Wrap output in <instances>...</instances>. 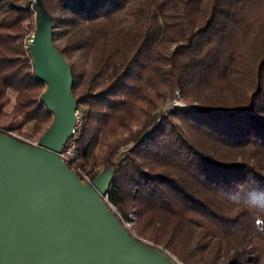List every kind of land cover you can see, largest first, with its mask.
<instances>
[{"label": "trees", "instance_id": "obj_1", "mask_svg": "<svg viewBox=\"0 0 264 264\" xmlns=\"http://www.w3.org/2000/svg\"><path fill=\"white\" fill-rule=\"evenodd\" d=\"M42 1L82 111L76 166L113 168L107 204L183 264H264V0ZM35 26L31 0H0V130L28 136L53 119Z\"/></svg>", "mask_w": 264, "mask_h": 264}, {"label": "water", "instance_id": "obj_2", "mask_svg": "<svg viewBox=\"0 0 264 264\" xmlns=\"http://www.w3.org/2000/svg\"><path fill=\"white\" fill-rule=\"evenodd\" d=\"M34 9L28 48L53 119L36 146L0 130V264H180L131 234L107 204L113 168L84 183L59 157L73 135L77 99L43 1Z\"/></svg>", "mask_w": 264, "mask_h": 264}, {"label": "built area", "instance_id": "obj_3", "mask_svg": "<svg viewBox=\"0 0 264 264\" xmlns=\"http://www.w3.org/2000/svg\"><path fill=\"white\" fill-rule=\"evenodd\" d=\"M33 33H31L25 40L26 44L29 45L30 41L32 40ZM76 115V122L75 126L73 129V135L71 138L68 139V141L65 143L63 146L61 152L59 153V157L67 164V166L73 170L80 178V180L84 183L91 182L92 178L89 173L83 171L79 166H76L77 162V156H76V146L75 142L73 141V137L79 132V129L81 127L82 121H83V116H82V111L80 109H76L75 112ZM2 131V130H1ZM5 132V131H4ZM14 137H16L19 140H22L26 143H29L31 145L36 146L38 144L39 139L35 140H29L25 139L24 137H20L19 135L14 134L13 132H6ZM111 207V205H110ZM112 208V207H111ZM120 220V219H119ZM123 226L129 230V232L133 235H135L131 230H130V224L124 222L122 219L120 221Z\"/></svg>", "mask_w": 264, "mask_h": 264}, {"label": "rangeland", "instance_id": "obj_4", "mask_svg": "<svg viewBox=\"0 0 264 264\" xmlns=\"http://www.w3.org/2000/svg\"><path fill=\"white\" fill-rule=\"evenodd\" d=\"M34 1L35 0H31V2H33L34 3ZM34 33V32H33ZM173 105H177V106H184V107H187L188 108V105L186 104V103H184L182 100H181V98H180V95H179V92L177 91L176 92V94H175V97H174V99L171 101V102H169V105H167V106H170V107H173ZM10 110V106H8L7 107V111H9ZM3 121H1L0 120V123H2ZM30 128H31V125L30 124H28L26 127H25V130L26 131H30ZM14 134H16V135H19L20 137H24L25 139H29V140H35V139H39L40 137H41V135H39V134H35V135H24L23 134V132H22V134L20 133V132H13ZM126 149V147H122L121 148V151H124ZM104 169V168H103ZM112 207V206H111ZM112 209L114 210V212H115V209L112 207ZM116 213V215L118 216V218L120 219V221H121V216L117 213V212H115ZM123 220V219H122ZM124 222H126V223H129L130 224V230L135 234V236H137L136 235V231H135V225H134V222H135V219H134V216L132 215V214H130V219L129 220H123ZM137 237H139V238H141V239H143L144 241H146V242H149V243H152L151 241H149V240H147V239H145L144 237H142V236H137ZM154 245H156V244H154ZM158 247H160L161 249H163L161 246H159V245H157ZM164 250V249H163ZM165 252H167L169 255H171L174 259H176L175 258V256H173L171 253H169L167 250H164ZM177 260V259H176ZM178 261V260H177ZM180 264H183V263H181L180 261H178Z\"/></svg>", "mask_w": 264, "mask_h": 264}]
</instances>
